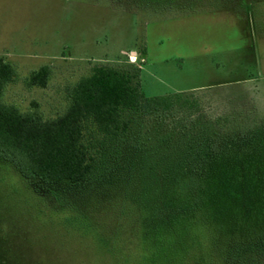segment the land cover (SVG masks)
Here are the masks:
<instances>
[{
  "label": "rangeland",
  "instance_id": "1",
  "mask_svg": "<svg viewBox=\"0 0 264 264\" xmlns=\"http://www.w3.org/2000/svg\"><path fill=\"white\" fill-rule=\"evenodd\" d=\"M0 60L15 72L2 102L46 119L95 64L138 69L146 96L195 102L139 120L138 158L100 193L119 209H85L93 225L83 208L30 197L0 170V264H264L250 234L214 221L178 185L195 127L221 141L264 122V0H0ZM41 65L45 85L27 84Z\"/></svg>",
  "mask_w": 264,
  "mask_h": 264
},
{
  "label": "trees",
  "instance_id": "2",
  "mask_svg": "<svg viewBox=\"0 0 264 264\" xmlns=\"http://www.w3.org/2000/svg\"><path fill=\"white\" fill-rule=\"evenodd\" d=\"M49 73V66L41 65L29 73L27 84L44 86ZM14 74L13 66L0 60V170L15 175L30 197L56 195L71 203V211H114L119 202L113 194L100 193L107 188L106 179L138 158L139 120L175 116L195 105L180 92L146 96L138 69L95 64L67 89L64 112L46 119L36 109L21 112L2 102ZM175 123L177 128L184 124L180 119ZM204 130L195 127L183 145L178 185L214 221H228V228L241 230L243 237L250 234L246 240L264 254V122L221 141ZM257 160L263 162L262 170ZM104 195L107 202L101 200ZM87 215V224L93 225L94 212Z\"/></svg>",
  "mask_w": 264,
  "mask_h": 264
}]
</instances>
